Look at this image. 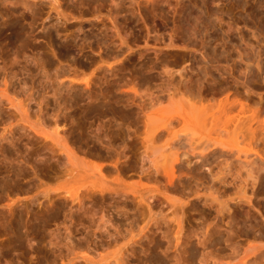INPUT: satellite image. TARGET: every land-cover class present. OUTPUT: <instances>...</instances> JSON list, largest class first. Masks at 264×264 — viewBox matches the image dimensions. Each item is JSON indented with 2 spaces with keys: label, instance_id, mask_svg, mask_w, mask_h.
I'll return each instance as SVG.
<instances>
[{
  "label": "rangeland",
  "instance_id": "1",
  "mask_svg": "<svg viewBox=\"0 0 264 264\" xmlns=\"http://www.w3.org/2000/svg\"><path fill=\"white\" fill-rule=\"evenodd\" d=\"M0 93V264H264V0H0Z\"/></svg>",
  "mask_w": 264,
  "mask_h": 264
},
{
  "label": "bare ground",
  "instance_id": "2",
  "mask_svg": "<svg viewBox=\"0 0 264 264\" xmlns=\"http://www.w3.org/2000/svg\"><path fill=\"white\" fill-rule=\"evenodd\" d=\"M8 92V91H7ZM5 93V92H4ZM6 96L7 95H5V94H2V93H0V100L1 99H5V101L7 102V105H11V102L8 100V97L6 98ZM19 102V101H18ZM20 103V102H19ZM169 105V104H168ZM19 106V105H18ZM21 106H22V104H21ZM170 106V105H169ZM14 107V106H13ZM13 107H11L12 109H13ZM20 107V106H19ZM10 108V109H11ZM21 108V107H20ZM24 110H25V108H24ZM21 111V110H20ZM23 113V112H22ZM26 114V113H25ZM177 114V113H176ZM178 115V114H177ZM181 116V115H180ZM27 117V116H26ZM179 117V116H178ZM181 118H182V116H181ZM180 118V119H181ZM42 133V132H41ZM150 139V138H149ZM148 141V140H147ZM146 141V142H147ZM153 141V140H152ZM149 142V141H148ZM147 142V143H148ZM150 143V142H149ZM148 143V144H149ZM147 145V144H146ZM152 145V144H151ZM67 146V145H66ZM65 146V147H66ZM147 147V146H146ZM153 147V146H152ZM154 148V150L152 151V157L154 156V155H157V154H155L156 152L158 153V151H159V149L160 148H157V149H155V147H153ZM66 149V148H65ZM68 149V148H67ZM148 149H150V148H148ZM70 150V149H69ZM158 150V151H157ZM71 151V150H70ZM68 153V152H67ZM64 154H66V153H64ZM70 155H71V153H70ZM69 155V156H70ZM65 157H66V155H65ZM67 158V157H66ZM65 158V159H66ZM149 158L150 157H148V156H144L143 157V159L145 160V161H147L148 160V162L150 163L151 161L149 160ZM70 159V158H69ZM241 160V159H240ZM67 162H68V160H67ZM242 162V161H241ZM246 162V161H245ZM70 165H71V163H70V161L68 162ZM67 163V164H68ZM223 163V162H222ZM79 164V163H78ZM83 164V163H82ZM84 165V164H83ZM244 166V165H243ZM84 167V166H83ZM217 167H218V173H216L217 174V177H216V179L219 181V188L221 187H224V185L225 184H230L231 186H232V189L234 190V195L236 194V197H241V198H244V197H246L248 194H249V192H250V190L253 188V186H254V183L252 182L254 179V177L252 178L251 177V175H249V171H245V172H241V170H242V165L240 164V163H233L232 165H230L229 166V164L228 165H226V167H222L220 164H218L217 165ZM97 169V168H96ZM246 169V168H245ZM98 170V169H97ZM96 170V171H97ZM99 172V171H98ZM97 172V173H98ZM249 172V173H248ZM68 176H71V175H68ZM74 176V175H73ZM82 176H83V174H82ZM216 176V175H215ZM86 178V179H85ZM253 180H252V179ZM84 179L85 180H87V176L86 177H84ZM215 179V178H214ZM83 180V179H82ZM256 181V180H255ZM219 188L217 187V190H216V192H217V194L219 193L220 194V190H219ZM70 192V191H69ZM69 192H68V194H69ZM74 192V195H75V191H73ZM214 192V191H213ZM77 193V192H76ZM251 193V192H250ZM66 194V193H65ZM67 195V194H66ZM70 195V194H69ZM224 197V196H223ZM246 198H248V196L246 197ZM213 199V198H212ZM222 199V198H221ZM211 201V203L213 202V201H215L216 202V205L218 206V208H223V203H222V201L220 202V201H217V200H210ZM219 209V210H220ZM248 251V252H247ZM255 252V250H254V248L251 246V247H248L247 248V250L245 251V253H244V256L243 257H241L239 260H237L235 263H232V264H247V261H248V257H250L251 255H253V253ZM116 257V256H115ZM104 263H106L104 260H102ZM108 261V260H107ZM117 264H119V258H117V259H115L114 260Z\"/></svg>",
  "mask_w": 264,
  "mask_h": 264
}]
</instances>
